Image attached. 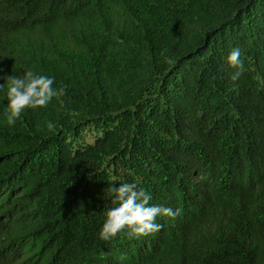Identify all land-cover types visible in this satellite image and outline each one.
Returning a JSON list of instances; mask_svg holds the SVG:
<instances>
[{
    "label": "trees",
    "instance_id": "trees-1",
    "mask_svg": "<svg viewBox=\"0 0 264 264\" xmlns=\"http://www.w3.org/2000/svg\"><path fill=\"white\" fill-rule=\"evenodd\" d=\"M0 84V264H264V0H0ZM122 182L176 214L99 240Z\"/></svg>",
    "mask_w": 264,
    "mask_h": 264
},
{
    "label": "clouds",
    "instance_id": "clouds-1",
    "mask_svg": "<svg viewBox=\"0 0 264 264\" xmlns=\"http://www.w3.org/2000/svg\"><path fill=\"white\" fill-rule=\"evenodd\" d=\"M240 57V48L233 47L226 58L229 67L236 69L231 75L232 80H237L242 74L244 62ZM7 81L6 88L3 84H0V88H4L7 101V104L3 105V115L8 126H14L25 110L42 109L53 98H59L64 93L62 87L54 86V76L33 71L10 75ZM108 191L111 193L113 206L104 213V220L98 232V239L101 241H110L118 234H124L129 239L148 236L159 232L163 227L157 222V217L176 214L169 207L151 204V194L143 188H138L135 182L110 184Z\"/></svg>",
    "mask_w": 264,
    "mask_h": 264
}]
</instances>
